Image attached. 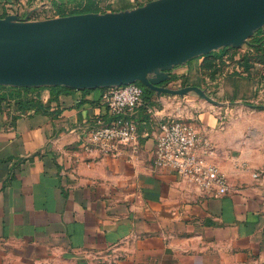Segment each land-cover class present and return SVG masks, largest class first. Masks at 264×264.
Wrapping results in <instances>:
<instances>
[{"label": "crops", "instance_id": "crops-1", "mask_svg": "<svg viewBox=\"0 0 264 264\" xmlns=\"http://www.w3.org/2000/svg\"><path fill=\"white\" fill-rule=\"evenodd\" d=\"M52 1L0 0V13ZM96 1L125 14L174 0ZM204 63L199 56L151 71L154 88L141 83L145 103L134 113L137 145L108 155L85 148L98 120L111 119L103 87L1 85L0 264H264V109L240 107L258 96L259 66L252 77L212 79ZM204 84L227 89L216 101L236 103L157 89ZM169 116L210 141L228 180L225 195L154 165L157 122Z\"/></svg>", "mask_w": 264, "mask_h": 264}, {"label": "water", "instance_id": "water-1", "mask_svg": "<svg viewBox=\"0 0 264 264\" xmlns=\"http://www.w3.org/2000/svg\"><path fill=\"white\" fill-rule=\"evenodd\" d=\"M108 13L117 23L80 17L43 27L52 32L48 39L0 32V84L106 88L140 82L154 88L147 79L151 71L239 47L264 30V0H174L131 13ZM101 19L114 26L103 28ZM157 89L194 92L219 105L236 103L218 102L200 86Z\"/></svg>", "mask_w": 264, "mask_h": 264}, {"label": "built area", "instance_id": "built-area-1", "mask_svg": "<svg viewBox=\"0 0 264 264\" xmlns=\"http://www.w3.org/2000/svg\"><path fill=\"white\" fill-rule=\"evenodd\" d=\"M115 1L118 0H109L111 3ZM234 68L233 72L247 75L238 63ZM258 90L264 91V82L259 80L255 87V91ZM102 103L111 119L109 122L98 120L85 143L86 150L97 149L108 155L116 153L114 151L119 145L136 146L138 122L134 113L145 103L143 87L138 82L106 87ZM154 111L153 108L149 109L150 113L154 114ZM157 128L153 155L156 167L169 168L200 190L214 196L227 193L228 180L221 167L212 159L210 141L200 136L190 122L180 116L163 117L158 120Z\"/></svg>", "mask_w": 264, "mask_h": 264}, {"label": "rangeland", "instance_id": "rangeland-1", "mask_svg": "<svg viewBox=\"0 0 264 264\" xmlns=\"http://www.w3.org/2000/svg\"><path fill=\"white\" fill-rule=\"evenodd\" d=\"M59 1L60 0H53L51 3V7H48L49 5H40V7L36 6L33 8H30V7H28V8H25V7L15 8V7L9 6L7 9L6 8L4 9L3 13H0V21H3L1 23L5 24V25H9V26L13 27V29L16 27L17 28H21V27H25V28L51 27L53 25H57V24L64 22V21H68V20H72V19H76V18H80V17H85V16L96 17V18H105V19H108V20H111V21L117 23V18L112 17L108 13V11H106L105 13L104 12L100 13V14L99 13H97V14H85L84 13L82 15L81 14L80 15L79 14H72V13H70V11L75 9L76 7H78L80 5V3H77L76 5H74V3H69L67 6L63 7ZM101 21H104V20L101 19ZM4 22H6V23H4ZM7 23L24 24V25H15V24H7ZM1 30H4V29H1ZM17 31H20V30H17ZM257 32L258 31H256V33ZM12 33H14V32H12ZM253 36L249 37L248 41L244 42L239 47H230V48H232L231 49L232 52L229 53L228 57L225 56L226 67H225L224 72H223L225 74H223V75H227V76H229L230 74L233 75V70L235 69L234 67L237 64V61L240 59V57L242 55L248 54L251 51H253V46L250 44ZM232 55H233V58H232ZM236 55H237V58H235ZM227 60H229V63L227 62ZM256 66H259V71H257V72L262 74L261 75V74L256 72L253 75V78H255V81H256L255 83L257 84L258 80H259V82H264V74H263L264 64L259 61L258 63H256ZM242 76L247 77L246 75H242ZM184 82L185 83H189V82L192 83L191 80L190 81L184 80V81H182L181 84H183ZM185 83H184V85H185ZM178 86L179 85H177V87ZM203 87H205V90L207 91V93L210 96L216 97L217 99L226 100V98H225L226 96L224 95V92L227 89L217 90L216 88L207 86L206 84H204ZM257 94H258L257 99H255L254 94L252 96H247V98H245L242 102H240V103H242V105L240 107H243L246 110L264 109V91L258 90ZM243 103H244V105H243Z\"/></svg>", "mask_w": 264, "mask_h": 264}, {"label": "trees", "instance_id": "trees-1", "mask_svg": "<svg viewBox=\"0 0 264 264\" xmlns=\"http://www.w3.org/2000/svg\"><path fill=\"white\" fill-rule=\"evenodd\" d=\"M106 11H108V9L102 8L96 0H86L85 2H81L80 5L75 9L71 10L70 13H105ZM250 44L253 46V51L248 54L242 55L237 61V63L243 68V71L247 73V77H252L253 69L255 68L256 63L260 61L264 64V31L262 29L252 37ZM231 49L232 48H225L220 52H213L204 56L205 63L202 67L209 70L208 74L212 79H216L224 72V69L226 67L225 56H227L228 53L232 52ZM233 74L242 76V74L237 71L233 72ZM138 83L143 87L140 82ZM0 88H2L1 84ZM143 89L145 99V88L143 87Z\"/></svg>", "mask_w": 264, "mask_h": 264}, {"label": "bare ground", "instance_id": "bare-ground-1", "mask_svg": "<svg viewBox=\"0 0 264 264\" xmlns=\"http://www.w3.org/2000/svg\"><path fill=\"white\" fill-rule=\"evenodd\" d=\"M104 21L99 22L98 25L102 26L103 28L106 29H110L112 27V25L114 26V23L103 19ZM4 29V30H1ZM20 30V31H17ZM0 32H8V33H12L15 35H19V36H29L31 38H36V39H48L50 37H52V32L50 31L49 28H25V27H21V28H14L9 26V25H5L3 23L0 22Z\"/></svg>", "mask_w": 264, "mask_h": 264}]
</instances>
